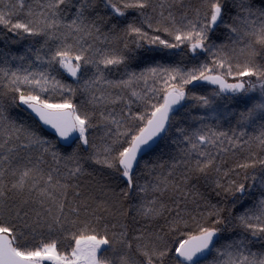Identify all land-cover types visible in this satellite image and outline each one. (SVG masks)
Listing matches in <instances>:
<instances>
[{"label": "snow or ice", "instance_id": "6c2138e0", "mask_svg": "<svg viewBox=\"0 0 264 264\" xmlns=\"http://www.w3.org/2000/svg\"><path fill=\"white\" fill-rule=\"evenodd\" d=\"M0 264H264V0H0Z\"/></svg>", "mask_w": 264, "mask_h": 264}]
</instances>
